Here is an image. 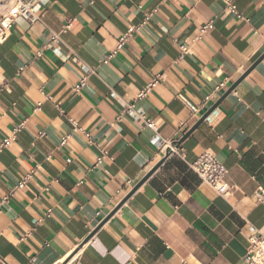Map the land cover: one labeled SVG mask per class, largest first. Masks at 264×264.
<instances>
[{
  "label": "crops",
  "instance_id": "crops-1",
  "mask_svg": "<svg viewBox=\"0 0 264 264\" xmlns=\"http://www.w3.org/2000/svg\"><path fill=\"white\" fill-rule=\"evenodd\" d=\"M233 1L242 20L224 0H45L39 21L16 20L0 44V142L23 125L0 153V264H56L74 254L80 264H246L249 236H264V204L253 196L264 189V57L180 143L185 158L167 157L131 195L163 153L152 131L128 117L116 121L164 74L136 106L163 140H181L264 54V0ZM59 33L54 52L47 46ZM183 44L189 53L181 57ZM79 62L96 75L74 93L85 74ZM67 118L110 159L93 169L98 151L81 134L60 146L71 131ZM204 151L227 170L223 195L188 167Z\"/></svg>",
  "mask_w": 264,
  "mask_h": 264
},
{
  "label": "built area",
  "instance_id": "built-area-1",
  "mask_svg": "<svg viewBox=\"0 0 264 264\" xmlns=\"http://www.w3.org/2000/svg\"><path fill=\"white\" fill-rule=\"evenodd\" d=\"M173 0H163V2H172ZM226 10L237 19L242 20L241 14L238 12L236 5L233 0H224ZM45 4V0H0V44L4 43L7 38L11 34V30L17 19L21 18L26 20L29 23H34L40 20L41 14L39 13L43 5ZM156 12V9L147 12L143 15L142 22L138 25H131L129 28L117 39L115 48L107 53L103 60V64H107L110 62L122 49H124L131 38L137 34L144 26L149 22ZM204 27L201 30V33L206 29ZM70 29V22L63 27L61 33L66 32ZM52 34L50 44L47 46L54 52L56 48L54 47L56 43L60 42V34ZM181 57L187 55L189 53V48L187 44H183L180 47ZM40 56V53L37 54ZM77 61V60H76ZM81 69L84 71V75L80 78L78 83L73 87L74 93L81 92L86 86L88 78L92 75H96V71L93 68H90L83 63L79 62ZM23 68L19 69V72H22ZM165 75L160 74L158 76L153 77L135 96V98L128 104H125L121 112L116 118V121H120L124 117H128L137 122L142 128H146L153 132V138L151 140V144L155 146L160 152L163 153V157L165 155L178 156L181 159L185 158L184 149L178 144L179 139L173 140H163L158 134L157 125L149 119L144 112L137 108L136 103L143 100L150 94V92L163 81ZM225 86L224 82L218 84L212 94L218 93ZM50 99V98H48ZM211 100V95L204 98L203 104H206ZM185 105L193 115H196L199 111V108L190 104V102L184 101ZM41 104H37L36 109L40 108ZM61 115H63V112ZM68 123L71 126V131L68 134H65L60 139V146H65L67 140L72 134H81L87 141V144L90 146L96 147L98 151V156L96 157L95 164L93 165V169L98 168L102 163L106 160H109L110 157L108 155V151L99 146L94 142L92 136L82 129L75 120L71 118H67ZM23 125H19L13 128L11 134L4 138L0 142V153L7 148L12 142L15 140V135L21 130ZM70 162V160H67ZM189 169L197 175V177L204 184L208 185L212 190H214L219 195H223L228 186L225 182V177L227 174V170L223 166L221 162L217 160L215 155L210 151H204L194 162L188 164ZM28 176H26L22 181L19 182L17 188H22L26 181L28 180ZM129 182H127L128 185ZM14 189V190H15ZM253 196L257 204H264V189L261 187H257ZM7 198L3 199V202H7ZM50 211L45 214V217L50 216ZM97 217L100 216L99 213L96 214ZM41 220H36L33 222L34 226L38 225ZM29 234H27L28 236ZM249 244L247 247L246 254L244 256V262L246 264H264V236L259 232L253 231L249 236ZM56 264H80L78 260L77 254L68 257L62 262H58Z\"/></svg>",
  "mask_w": 264,
  "mask_h": 264
},
{
  "label": "water",
  "instance_id": "water-1",
  "mask_svg": "<svg viewBox=\"0 0 264 264\" xmlns=\"http://www.w3.org/2000/svg\"><path fill=\"white\" fill-rule=\"evenodd\" d=\"M264 57V54L261 55L255 62L254 64L250 67V69L239 79L237 80L226 92L225 94L220 98V100L218 102H216L197 122L194 126H192V128L186 132V134L181 138V140H179L178 144H180L183 140H185V138H187L191 132L204 120H206L210 113L218 106V104L225 98L228 96V94H230L235 87L237 86V84L243 79V77L245 75H247V73L253 68L255 67ZM168 157V155H165L163 157V159L147 174V176L145 178H143L130 192L129 195H131L134 191H136V189L158 168V166ZM129 197V196H128ZM125 201V200H124ZM107 219V218H106ZM105 221V220H104ZM90 238V236L85 240L87 241Z\"/></svg>",
  "mask_w": 264,
  "mask_h": 264
}]
</instances>
